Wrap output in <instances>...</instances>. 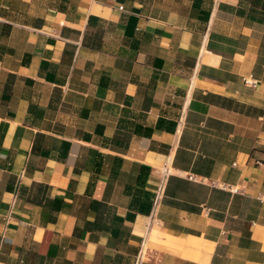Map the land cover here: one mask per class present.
Here are the masks:
<instances>
[{
	"label": "crops",
	"instance_id": "obj_1",
	"mask_svg": "<svg viewBox=\"0 0 264 264\" xmlns=\"http://www.w3.org/2000/svg\"><path fill=\"white\" fill-rule=\"evenodd\" d=\"M263 5L0 0V264H264Z\"/></svg>",
	"mask_w": 264,
	"mask_h": 264
},
{
	"label": "built area",
	"instance_id": "obj_2",
	"mask_svg": "<svg viewBox=\"0 0 264 264\" xmlns=\"http://www.w3.org/2000/svg\"><path fill=\"white\" fill-rule=\"evenodd\" d=\"M245 83L250 85V86H253V87H256L257 86V80L253 79V78H245ZM162 173H163V176H168L169 174V170L167 168V166L163 167V170H162ZM162 188L158 189V191L155 192L154 194V198H153V212L154 213H157V211L159 210V206L162 202ZM264 196V195H261V197ZM159 220L158 219H154L153 220V223L154 224H159ZM144 253H143V248L142 250L139 252L138 256H137V260H136V263L135 264H141L143 259H144Z\"/></svg>",
	"mask_w": 264,
	"mask_h": 264
},
{
	"label": "trees",
	"instance_id": "obj_3",
	"mask_svg": "<svg viewBox=\"0 0 264 264\" xmlns=\"http://www.w3.org/2000/svg\"><path fill=\"white\" fill-rule=\"evenodd\" d=\"M263 8H264V5H263Z\"/></svg>",
	"mask_w": 264,
	"mask_h": 264
}]
</instances>
